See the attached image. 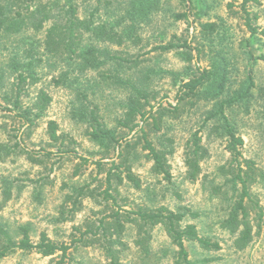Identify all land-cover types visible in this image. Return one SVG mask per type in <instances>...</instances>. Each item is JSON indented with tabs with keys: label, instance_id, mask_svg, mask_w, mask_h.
<instances>
[{
	"label": "rangeland",
	"instance_id": "374dc122",
	"mask_svg": "<svg viewBox=\"0 0 264 264\" xmlns=\"http://www.w3.org/2000/svg\"><path fill=\"white\" fill-rule=\"evenodd\" d=\"M242 0H153V7L147 18L138 21L135 35L131 41L123 45L101 44L100 49L107 48L111 54L119 57L118 63L133 68V72L147 73L149 100L158 108L162 101L165 107L177 105V92L182 81L192 76H199L200 71L218 69L222 77L226 73V91L217 99L212 98L218 92L212 87L202 88L197 98L183 103L177 117L168 114L162 123V131L154 135V140L162 142L166 138L173 140V153L169 156L171 181L155 176L151 172V162L147 161L143 152L133 162V172L141 182V189L136 190L125 183L119 188L118 204L122 209L132 210L137 206L148 208L166 207L172 211L189 208L199 214V218L189 220L197 226L203 237H209L220 244L218 252H205L196 244H187L190 259L200 264H264V61L251 59L264 55V36L260 33L252 37L245 26L241 14ZM78 14L89 19L94 13L96 23H113L122 19L120 27L130 24L129 17L124 15L132 10L136 0H75ZM98 8V10H95ZM255 27L259 32L264 28V0L250 7ZM187 12L188 18L177 20L176 16ZM216 23L218 31L212 40L201 35V24ZM36 40H42L44 32L34 35ZM188 40L192 48H199L200 57L195 50L187 52L184 48L162 52L155 50L157 46L182 44ZM189 54L192 59L189 60ZM7 53L0 48V62L4 66ZM55 64L53 65V63ZM218 66V67H216ZM216 67V68H215ZM5 68V66H4ZM65 68L60 62L52 60L44 63L38 69L40 82L27 86L21 94L24 108L31 107L41 91H45L52 101L44 117L36 121L32 131L26 135L25 146L29 150L43 153L57 152L58 146H50L47 134L48 122L53 120L58 124L59 134L64 136L66 150L92 161L99 160L100 148L87 136V125L73 118L74 91L56 86L54 77ZM6 70V68H5ZM136 71V72H135ZM5 86L12 84L14 77L6 71ZM95 73H89L94 78ZM253 81L250 101L236 104L228 109L227 114L236 124L238 133L244 140L241 148L242 167L245 162H251L255 170V183L251 186V194L259 202L263 212L261 228L254 230L256 234L247 249L239 251L234 247V236L223 231L218 223L223 219L227 208L221 204L218 197L211 196V188L222 184L224 179L217 174L220 169L229 166L230 155L226 151V143L217 137L211 126L201 129L208 115L220 102L233 95L249 80ZM91 99L99 104L100 115L110 128H119L118 132L126 136L128 129L118 126L117 120L122 118V107L127 102L128 91L122 88H106ZM91 92V91H90ZM0 103L6 106L3 100ZM150 110V108H148ZM139 118L137 119L138 122ZM22 121L15 113L0 110V144L12 146L14 136L25 131ZM202 145L208 151V156L201 163V175L196 182L187 179V167L184 154L191 135L200 130ZM20 131V133H19ZM135 134V132L133 133ZM160 141H156L157 144ZM42 165H34L25 156L9 157L0 162V223L6 226L12 234L19 226L27 225L31 229L33 241L37 242L42 233H46L57 244L72 245L85 231L86 222L96 221L110 207L105 208L101 197L87 198L77 212H72V204L66 199L74 189L86 184L90 188L102 192L100 184L102 176L97 175L96 166L91 162L82 165L75 155L63 158L53 156L44 158ZM109 160H104L107 162ZM245 161V162H244ZM79 169L78 175L75 174ZM37 180L39 183L32 182ZM213 182L214 184H212ZM12 183L11 195L5 194V188ZM118 208V207H116ZM64 211V218L61 213ZM254 215V213H253ZM79 228L81 230H76ZM258 232V233H256ZM135 232L129 228L125 241L129 246L122 264H173L175 248L162 227H157L152 234L151 248L153 256L144 258L134 245ZM168 256L163 258L164 252ZM61 256L45 258L39 254H23L18 252L0 261V264H55ZM205 258L213 262L205 263ZM66 264H109L103 251L98 246H84L76 243L68 251Z\"/></svg>",
	"mask_w": 264,
	"mask_h": 264
},
{
	"label": "trees",
	"instance_id": "16d2710c",
	"mask_svg": "<svg viewBox=\"0 0 264 264\" xmlns=\"http://www.w3.org/2000/svg\"><path fill=\"white\" fill-rule=\"evenodd\" d=\"M187 1V0H183ZM101 3V0H98ZM259 0H242L240 10L245 20V26L256 37L258 33L264 36V28L253 24L250 7L258 4ZM153 7V0H136L132 10L124 15L129 17L130 24L117 29L122 19L113 23H96L95 14L89 19L79 17V10L75 0H0V48L7 53V62L4 66L0 62V99L9 106L0 103V110L15 113L25 131L14 136L12 146L0 144V162L13 156H25L34 165H42L44 158L53 156L65 157L75 155L81 164L90 162L96 166L97 175L102 176L100 184L104 186L102 192L91 189L89 184L76 188L66 196L72 204V212L81 209L82 202L87 198L98 196L105 203V208L110 207V212L95 222H86L85 231L73 244H57L42 233L37 242L33 241L29 226H19L15 234L0 223V261L9 256L21 252L23 254L36 253L49 258L61 252L60 259L55 264H66V258L70 248L76 243L84 246H98L104 253L109 264H122L129 246L125 241L129 228L135 232L134 245L144 260L153 256L151 241L152 234L157 227H162L170 244L175 248L173 264H200L190 259L187 244H196L205 252H218L221 246L209 237L199 234L197 226L187 223L189 220L199 218V214L189 208L172 211L166 207L148 208L137 206L136 209H122L117 200L119 188L125 183L134 189H141V182L133 172V162L138 152H143L147 161L151 162V172L155 176L171 181L169 156L173 153V140L166 138L159 144L154 140V135L162 131V123L168 114L177 117L180 106L193 98H197L202 88L212 87L218 92L212 98H219L226 91V73L220 77L216 67L215 72L204 70L199 76L194 75L187 81H182L177 92V105L169 104L165 107L162 101L158 102V108L149 100L148 75L140 72L134 73L133 68L118 63L119 57L111 54L106 47L99 48L101 44L123 45L131 41L135 35L138 21L147 18ZM98 10V8H95ZM188 13L177 15L176 19H187ZM218 31L216 23L201 24V35L209 41ZM44 32L42 40H36L34 35ZM176 48H184L187 52L197 51L200 57L201 50L192 48L191 42L186 40L182 44H169L157 46L155 50L162 52L172 51ZM192 59V56L187 54ZM251 59L264 61V55ZM52 60L60 62L65 68L58 77L53 78L56 86L68 88L74 91L75 101L72 108L73 118L87 125V136L91 142L100 148V159L92 161L76 152L66 150L64 136L59 134L58 124L51 120L48 122L47 134L51 141L50 146H58L57 152H35L26 148L24 142L26 135L32 131L36 121L42 119L47 112L51 97L41 91L37 100L31 107L24 108L21 94L27 86H34L40 82L38 69L44 63ZM55 62L53 63V65ZM6 71L14 80L10 87L5 86ZM89 73H95L94 78H89ZM122 88L128 91L126 104L122 107L123 116L117 120L118 126L128 129L126 136L121 135L117 128H110L100 115L99 104L91 99L103 88ZM255 84L250 80L233 95L220 102L218 107L210 111L206 116L201 129L211 126L217 137L226 143V151L230 155L228 167H222L220 178L222 184L212 186L211 196L218 197L227 210L218 223L219 227L232 234L235 238L234 247L243 251L252 243L254 230L261 228L263 212L259 202L251 194V186L255 183V170L251 162H245L242 167L241 148L244 145L242 136L239 135L236 124L227 114L228 109L236 104H242L252 99L251 92ZM91 91V92H90ZM150 108V110H148ZM139 118L138 122L137 119ZM201 129L194 132L187 142L184 154V163L187 167V179L196 182L201 175V163L208 156V151L201 144ZM135 132V134H133ZM20 133V131H19ZM30 134V133H29ZM28 134V135H29ZM109 160L104 162V160ZM79 169L75 174L78 175ZM32 182H36L33 181ZM36 183H39L37 180ZM5 194L12 193V183L5 188ZM95 199V198H94ZM118 207V208H116ZM64 211L61 218H64ZM254 213V215H253ZM258 233V232H256ZM168 256L164 252L163 258ZM205 263L213 260L205 258Z\"/></svg>",
	"mask_w": 264,
	"mask_h": 264
}]
</instances>
